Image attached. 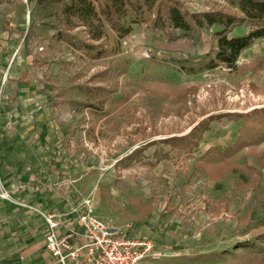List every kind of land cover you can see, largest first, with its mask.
Returning a JSON list of instances; mask_svg holds the SVG:
<instances>
[{"label": "rangeland", "instance_id": "rangeland-1", "mask_svg": "<svg viewBox=\"0 0 264 264\" xmlns=\"http://www.w3.org/2000/svg\"><path fill=\"white\" fill-rule=\"evenodd\" d=\"M36 1H0V137L24 138L25 168L60 205L49 211L15 200L1 160L0 200L5 188V201L36 216L89 202L110 226L155 238L158 258L142 264H264V251L246 247L264 237V130L223 157L245 125L229 116L264 108V39L234 68L188 75L166 60L204 55L211 32L170 41L143 25L121 41L109 33L108 55L92 60L51 43L55 31L43 23L55 21L40 19ZM181 1L195 12L232 10L230 0ZM80 86L108 89L104 110L86 108ZM216 117L192 153L161 143ZM140 148V160L119 164ZM221 252L215 262L198 259Z\"/></svg>", "mask_w": 264, "mask_h": 264}, {"label": "trees", "instance_id": "trees-1", "mask_svg": "<svg viewBox=\"0 0 264 264\" xmlns=\"http://www.w3.org/2000/svg\"><path fill=\"white\" fill-rule=\"evenodd\" d=\"M36 6L40 19L55 21L52 26L43 23L55 31L50 38L51 43L65 44L92 60L108 55L104 41L109 33L115 34L116 39L121 41L138 26L147 25L152 30L162 31L170 41H196L201 32H211V47L204 55L166 60L188 75H199L221 67L234 68L246 50L264 39V0H230L232 10L210 9L202 12L189 10L181 0H37ZM242 28H245L243 33L235 34ZM176 31L179 35H175ZM78 89L91 100L85 104L86 108L104 110L110 96L108 89L102 86H80ZM229 117L234 121L243 120L245 125L223 157L233 156L251 145L256 141L255 135L264 130V108L246 115L231 114ZM210 119L209 123L199 124L188 135L168 138L161 143L169 146L172 152L192 153L205 132L209 131L210 123L219 117ZM143 152L144 148L137 149L119 164L129 167L142 158ZM261 242H264V237L246 242L249 245L246 247L262 253ZM226 254L201 255L198 259L215 262Z\"/></svg>", "mask_w": 264, "mask_h": 264}, {"label": "built area", "instance_id": "built-area-1", "mask_svg": "<svg viewBox=\"0 0 264 264\" xmlns=\"http://www.w3.org/2000/svg\"><path fill=\"white\" fill-rule=\"evenodd\" d=\"M4 200L12 196L4 190ZM49 254L58 264H142L158 258L155 238L110 226L89 202L69 212L40 213Z\"/></svg>", "mask_w": 264, "mask_h": 264}, {"label": "crops", "instance_id": "crops-1", "mask_svg": "<svg viewBox=\"0 0 264 264\" xmlns=\"http://www.w3.org/2000/svg\"><path fill=\"white\" fill-rule=\"evenodd\" d=\"M5 135L0 137V160L5 164L2 173L10 183L13 198L34 208L57 210L60 204L48 196L52 189L35 184L39 174L24 166L27 158L24 138H8V132ZM75 206V203H66V211L71 213ZM26 207L0 200V264H58L47 251L43 219Z\"/></svg>", "mask_w": 264, "mask_h": 264}]
</instances>
